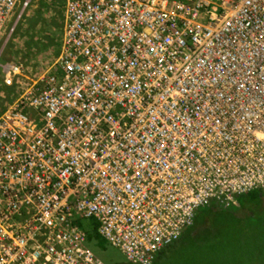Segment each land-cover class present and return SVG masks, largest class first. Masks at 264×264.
<instances>
[{
  "label": "built area",
  "instance_id": "2783aa9c",
  "mask_svg": "<svg viewBox=\"0 0 264 264\" xmlns=\"http://www.w3.org/2000/svg\"><path fill=\"white\" fill-rule=\"evenodd\" d=\"M30 2L0 0V56ZM251 192L264 0H66L57 57L0 114V264H104L97 238L152 264L200 210Z\"/></svg>",
  "mask_w": 264,
  "mask_h": 264
},
{
  "label": "rangeland",
  "instance_id": "374dc122",
  "mask_svg": "<svg viewBox=\"0 0 264 264\" xmlns=\"http://www.w3.org/2000/svg\"><path fill=\"white\" fill-rule=\"evenodd\" d=\"M65 5L66 0H31L0 56V63L11 62L22 64L25 69L24 76L28 78L21 80L20 85L6 87L3 85V76L0 70V114L12 104L23 90L32 84V80L37 78L57 57L63 35ZM15 18V16L12 17L10 23L6 26V30L2 35V38L5 37V40L7 39V33L10 27L14 24ZM3 44L4 42L0 41V49H2ZM252 199L253 198L249 196L243 198L240 202L242 207H236L235 210L240 211V209L244 208H248V210L252 209L256 216L251 215V217L254 220H258L259 223H263L264 204H262V206L260 203L252 204ZM262 203H264V198ZM244 220H247V217H245ZM95 224L94 220L82 222V226L86 228H92ZM240 243H249V246H252L250 243L253 242ZM90 247L104 264L127 262L120 250L105 242L104 246L91 244ZM192 253L193 251L191 255ZM171 256L177 264H181L182 262L188 264L187 260H191L188 255V259L186 260L182 254L177 256V252L172 253ZM247 258L248 257H244L242 260L246 261ZM203 261H218L219 263L226 264L223 256L218 253L203 258L202 262ZM252 261L253 264H264L262 258L256 255L252 258ZM230 264L235 263L232 262Z\"/></svg>",
  "mask_w": 264,
  "mask_h": 264
},
{
  "label": "trees",
  "instance_id": "16d2710c",
  "mask_svg": "<svg viewBox=\"0 0 264 264\" xmlns=\"http://www.w3.org/2000/svg\"><path fill=\"white\" fill-rule=\"evenodd\" d=\"M247 196L253 198L252 204L260 203L261 206L264 204L262 203L264 193L261 192H251L240 197L238 205L231 208H224L213 203L208 208L200 210L195 216L193 225L185 229L177 241L164 247L156 255L152 264H177L171 256L174 252H177V256L182 254L185 260L189 256L191 260H187L188 264H222L218 261L202 262L203 258L216 253L223 256L226 264L232 262L253 264L252 258L255 255L262 258L264 262V222L259 223L251 217V215L256 216L252 209L235 210L236 207H242L240 202ZM245 217L247 220H244ZM96 238L95 232L90 231L89 239ZM97 239L99 246H104V241ZM240 242L253 243L249 246V243ZM244 257H248L246 261L242 260Z\"/></svg>",
  "mask_w": 264,
  "mask_h": 264
}]
</instances>
